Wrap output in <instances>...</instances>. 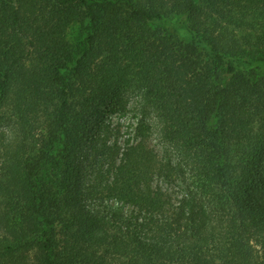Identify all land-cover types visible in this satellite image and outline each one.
I'll list each match as a JSON object with an SVG mask.
<instances>
[{
    "label": "trees",
    "instance_id": "obj_1",
    "mask_svg": "<svg viewBox=\"0 0 264 264\" xmlns=\"http://www.w3.org/2000/svg\"><path fill=\"white\" fill-rule=\"evenodd\" d=\"M115 254L264 264V0H0V264Z\"/></svg>",
    "mask_w": 264,
    "mask_h": 264
},
{
    "label": "rangeland",
    "instance_id": "obj_2",
    "mask_svg": "<svg viewBox=\"0 0 264 264\" xmlns=\"http://www.w3.org/2000/svg\"><path fill=\"white\" fill-rule=\"evenodd\" d=\"M121 96V105H117V109L114 112L112 119L117 122L120 126V141L123 142L127 138H132L136 136V126L141 118L140 113L138 112V103L139 99L138 93L133 89L123 88ZM119 109V110H118ZM149 146H153L154 148H159V142L156 137V134H151L147 138ZM153 186H157L160 188L167 196L169 200L168 206L172 209L174 208L180 200L181 193L177 185L174 182H168L162 178L155 177L153 181ZM103 207L109 209L111 207L120 208L123 215L131 216L133 212H135V208L129 204H121L120 202L108 199L105 202ZM254 250L260 252V247L254 245ZM114 264H127V258L121 254L114 255Z\"/></svg>",
    "mask_w": 264,
    "mask_h": 264
}]
</instances>
